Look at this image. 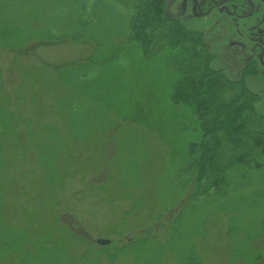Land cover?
Returning <instances> with one entry per match:
<instances>
[{
	"label": "rangeland",
	"instance_id": "obj_1",
	"mask_svg": "<svg viewBox=\"0 0 264 264\" xmlns=\"http://www.w3.org/2000/svg\"><path fill=\"white\" fill-rule=\"evenodd\" d=\"M165 1L264 127L263 67ZM137 3L0 0V264H264V151L241 159L171 102Z\"/></svg>",
	"mask_w": 264,
	"mask_h": 264
},
{
	"label": "trees",
	"instance_id": "obj_2",
	"mask_svg": "<svg viewBox=\"0 0 264 264\" xmlns=\"http://www.w3.org/2000/svg\"><path fill=\"white\" fill-rule=\"evenodd\" d=\"M163 5L162 0H138L131 39L144 56L161 55L171 68V102L189 108L202 134L225 142L241 159L250 158L255 149L264 151V127L254 125L255 95L241 81H229L221 70H213L202 34ZM196 145L204 147L202 139Z\"/></svg>",
	"mask_w": 264,
	"mask_h": 264
},
{
	"label": "flooded vegetation",
	"instance_id": "obj_3",
	"mask_svg": "<svg viewBox=\"0 0 264 264\" xmlns=\"http://www.w3.org/2000/svg\"><path fill=\"white\" fill-rule=\"evenodd\" d=\"M177 2L191 5L192 15L215 27L220 37L228 28L227 33L235 37L228 41L230 46L248 53L245 66L251 63L256 70L264 69V0H170Z\"/></svg>",
	"mask_w": 264,
	"mask_h": 264
},
{
	"label": "water",
	"instance_id": "obj_4",
	"mask_svg": "<svg viewBox=\"0 0 264 264\" xmlns=\"http://www.w3.org/2000/svg\"><path fill=\"white\" fill-rule=\"evenodd\" d=\"M96 242H97L98 244L105 245V244H108V243L110 242V240H108V239H103V238H98V239L96 240Z\"/></svg>",
	"mask_w": 264,
	"mask_h": 264
}]
</instances>
